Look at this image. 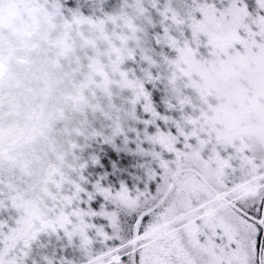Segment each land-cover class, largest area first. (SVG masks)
I'll use <instances>...</instances> for the list:
<instances>
[{
	"label": "snow or ice",
	"instance_id": "snow-or-ice-1",
	"mask_svg": "<svg viewBox=\"0 0 264 264\" xmlns=\"http://www.w3.org/2000/svg\"><path fill=\"white\" fill-rule=\"evenodd\" d=\"M0 264H264V0H0Z\"/></svg>",
	"mask_w": 264,
	"mask_h": 264
}]
</instances>
